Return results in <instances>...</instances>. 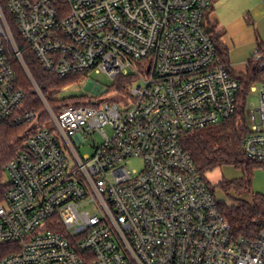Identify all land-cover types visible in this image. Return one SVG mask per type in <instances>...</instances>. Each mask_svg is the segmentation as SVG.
<instances>
[{
	"label": "built area",
	"instance_id": "obj_1",
	"mask_svg": "<svg viewBox=\"0 0 264 264\" xmlns=\"http://www.w3.org/2000/svg\"><path fill=\"white\" fill-rule=\"evenodd\" d=\"M211 3L0 0V123L29 125L24 151L4 167L0 245L15 248L0 249V264H264V228L254 240L234 238L183 143L238 110L242 83L210 35ZM11 22L58 78L134 76L128 99L53 107L67 87L41 90ZM253 60L264 71V54ZM15 63L44 127L39 110L24 108ZM250 96L242 148L264 162V81ZM134 160L142 170L130 169Z\"/></svg>",
	"mask_w": 264,
	"mask_h": 264
},
{
	"label": "trees",
	"instance_id": "obj_2",
	"mask_svg": "<svg viewBox=\"0 0 264 264\" xmlns=\"http://www.w3.org/2000/svg\"><path fill=\"white\" fill-rule=\"evenodd\" d=\"M245 20L248 24L252 25V23H249L248 16ZM11 25L15 32L17 43L23 51L26 65L36 83L45 94L57 88H65L78 84L86 79V74L58 78L54 74L45 71L33 51L26 47L12 22ZM207 25L219 55L227 63L229 51L223 46L221 41L225 32L218 30L219 24L217 21H209ZM256 44L259 53L264 54V41L258 34H256ZM260 66L261 62L254 61L252 56L248 62L246 72L236 75L242 83V89L239 94L238 110L230 120L195 133H190L183 140L186 151L215 196L218 189L224 191L227 195L234 192L242 196L246 192H250L253 188V178L256 170L264 169V162L249 160L242 148L243 141L250 132L247 100L250 96L251 87L264 81V71ZM15 71L18 75L19 84L27 96L24 108L29 110L36 108L39 110L42 116L39 125L40 127H44L48 118L32 88L28 76L19 63H15ZM136 81L137 79L132 75L120 76L114 80L112 90L119 93H127ZM81 100L87 99L85 96L71 97L54 100L52 101V105L57 108L59 105L64 107L71 104H84L79 103ZM28 129L29 125L15 124L13 121L0 123V203L3 201L5 193L9 188V183L5 179L4 167L17 154L24 151L23 145L27 139ZM223 167H234L240 170L242 177L232 181L223 179L217 185H212L207 179V175ZM218 207L220 213L231 225L235 239L254 240L264 228V195L261 193H256L252 202L239 200L238 203L232 205L218 202ZM14 248L15 246L11 244L0 245L3 255L11 253Z\"/></svg>",
	"mask_w": 264,
	"mask_h": 264
},
{
	"label": "rangeland",
	"instance_id": "obj_3",
	"mask_svg": "<svg viewBox=\"0 0 264 264\" xmlns=\"http://www.w3.org/2000/svg\"><path fill=\"white\" fill-rule=\"evenodd\" d=\"M264 10V0H215L210 10L212 18L218 20L220 27L226 30V41H234L239 47V52H246L249 49V54L254 55L256 52L255 46V31H258L264 38V21L257 20L254 27H242L243 17L247 16L249 12L257 14L261 17ZM234 25V26H233ZM233 26L234 30H231ZM237 73L246 72V64L237 65L234 67ZM113 80L105 74H89L86 79L80 83L67 87L59 98L66 99L71 97L89 96L90 99L79 103H87L91 99L93 101H117L120 103L128 99L127 93H119L112 90ZM64 88V87H62ZM62 88H57L62 89ZM249 103L259 104L257 94H252L249 98ZM84 153H89L88 149H84ZM130 169H143V162L141 160H134L128 163ZM242 177V172L234 167H223L215 170L207 175V179L212 185H217L223 179L235 180ZM6 181L8 177L5 176ZM256 193L264 195V169H258L253 178V188L250 192H246L242 196L231 192L227 195L224 191L218 189L216 192V199L219 203H227L229 205L238 203L239 200L252 202Z\"/></svg>",
	"mask_w": 264,
	"mask_h": 264
},
{
	"label": "crops",
	"instance_id": "obj_4",
	"mask_svg": "<svg viewBox=\"0 0 264 264\" xmlns=\"http://www.w3.org/2000/svg\"><path fill=\"white\" fill-rule=\"evenodd\" d=\"M215 1V0H214ZM211 3V7H212V4L213 2ZM211 9V8H210ZM249 17V23H252V25L248 24V22H246V17ZM247 16H244L243 17V23L241 22L242 24V27H254L256 26V22L257 20H261L262 22L264 21V10H263V14L261 17L257 16V14H253L252 12H249ZM215 22L218 20H216L215 18H212V16L210 15V11L208 12V15H207V20H206V23L208 24V22ZM219 24V22H218ZM234 26V25H233ZM233 26L231 27V30H234L233 32L236 31V29H233ZM218 30H223L225 32V35L223 36V38L221 39L222 43H223V46L228 49L229 51V60L227 61V64L229 65L230 69L233 71V73L235 75H239V74H244V73H237L235 70H234V67L237 66V65H242V64H246V69H247V65H248V62L249 60L252 58L253 55L249 54L250 50L249 49H246V52L244 51L243 52H239V47L241 48V45H236L237 43H235L234 41H226V30L222 27H220V25L218 26ZM256 34L259 35V37L264 41V38L260 35V33L258 31H255V46H256V50L257 49V44H256Z\"/></svg>",
	"mask_w": 264,
	"mask_h": 264
}]
</instances>
